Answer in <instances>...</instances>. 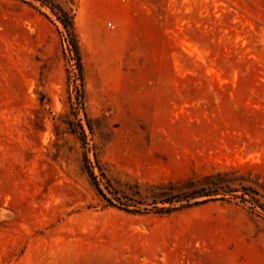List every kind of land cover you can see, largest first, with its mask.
<instances>
[{
    "label": "rangeland",
    "instance_id": "1",
    "mask_svg": "<svg viewBox=\"0 0 264 264\" xmlns=\"http://www.w3.org/2000/svg\"><path fill=\"white\" fill-rule=\"evenodd\" d=\"M53 2L83 83L0 0V264H264V0Z\"/></svg>",
    "mask_w": 264,
    "mask_h": 264
},
{
    "label": "trees",
    "instance_id": "2",
    "mask_svg": "<svg viewBox=\"0 0 264 264\" xmlns=\"http://www.w3.org/2000/svg\"><path fill=\"white\" fill-rule=\"evenodd\" d=\"M40 2H42V4H44L45 6H50L56 10H58V12H56V14L58 15V17L61 19V22L64 24V27L66 29V31L69 33L70 36V41H69V47L70 49L74 52L75 54V58L77 60V66L79 69V76L81 78L82 83L84 82V78H83V66H82V58H81V52H80V48H79V44L76 40V34H75V13L72 11H67L64 8H62L60 5H56L54 4L53 0H38ZM90 176L93 178L94 174L93 172H90ZM256 195H259V193L257 192H252ZM205 194L201 193H195V194H191V195H187L184 197H179L178 199H187L188 203L191 199L197 197V196H203ZM249 196V194H247ZM195 204H198L195 203ZM192 205V204H190ZM263 206H259L262 209L264 208V204H262ZM176 208L174 206H168L166 208H161V212H171L173 210H175ZM129 211V210H126Z\"/></svg>",
    "mask_w": 264,
    "mask_h": 264
},
{
    "label": "built area",
    "instance_id": "3",
    "mask_svg": "<svg viewBox=\"0 0 264 264\" xmlns=\"http://www.w3.org/2000/svg\"><path fill=\"white\" fill-rule=\"evenodd\" d=\"M110 25L112 26V23H110Z\"/></svg>",
    "mask_w": 264,
    "mask_h": 264
}]
</instances>
